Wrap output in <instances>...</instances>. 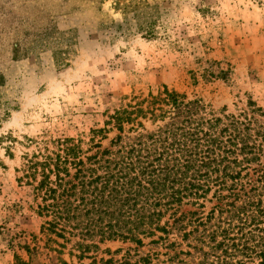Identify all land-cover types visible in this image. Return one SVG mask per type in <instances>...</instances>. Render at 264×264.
I'll return each instance as SVG.
<instances>
[{
	"label": "rangeland",
	"instance_id": "rangeland-1",
	"mask_svg": "<svg viewBox=\"0 0 264 264\" xmlns=\"http://www.w3.org/2000/svg\"><path fill=\"white\" fill-rule=\"evenodd\" d=\"M116 1L0 0V137L15 140L0 141V264L28 261L26 247L38 252L32 264H60L40 235L32 189L18 181L33 151L27 139H80L86 149L123 98L160 86L216 114H237L247 102L264 111V0ZM174 240L178 256L145 240L141 248L106 242L81 261L71 243L61 258L197 264Z\"/></svg>",
	"mask_w": 264,
	"mask_h": 264
},
{
	"label": "trees",
	"instance_id": "trees-1",
	"mask_svg": "<svg viewBox=\"0 0 264 264\" xmlns=\"http://www.w3.org/2000/svg\"><path fill=\"white\" fill-rule=\"evenodd\" d=\"M224 113L160 86L123 98L90 131L86 149L80 139H27L33 151L22 157L18 181L32 189L54 258L67 264L61 256L71 243L81 261L106 242L141 248L145 240L178 256L175 237L186 243L185 255L199 256L197 264H264V111L247 102ZM24 250L28 261L16 257L15 264L38 255Z\"/></svg>",
	"mask_w": 264,
	"mask_h": 264
}]
</instances>
